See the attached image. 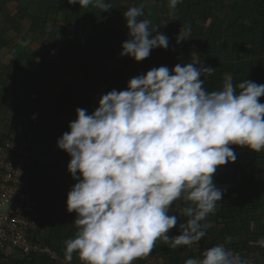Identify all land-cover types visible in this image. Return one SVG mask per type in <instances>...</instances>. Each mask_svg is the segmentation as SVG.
Instances as JSON below:
<instances>
[{"label": "clouds", "instance_id": "clouds-1", "mask_svg": "<svg viewBox=\"0 0 264 264\" xmlns=\"http://www.w3.org/2000/svg\"><path fill=\"white\" fill-rule=\"evenodd\" d=\"M67 2L99 12L111 9L106 0ZM180 2L169 0L170 14ZM143 8L123 13L128 39L119 55L137 62L169 46L159 25L141 19ZM188 36L185 26L176 43ZM213 71L198 62L178 63L171 70L154 67L130 79L125 90L103 95L91 114L75 110L76 119L56 142L70 157L67 171L77 181L66 195L77 231L65 241L64 264H71L74 254L81 264H133L147 258L157 240L177 248L196 245L206 235V218L224 195L214 173L236 160L230 145L264 151L259 100L264 84L244 80L234 86L229 77L221 90L209 92L201 77ZM178 200L185 222L169 214ZM177 226L179 234L170 236ZM257 243L264 247V238ZM184 264L251 262L219 243Z\"/></svg>", "mask_w": 264, "mask_h": 264}, {"label": "trees", "instance_id": "trees-1", "mask_svg": "<svg viewBox=\"0 0 264 264\" xmlns=\"http://www.w3.org/2000/svg\"><path fill=\"white\" fill-rule=\"evenodd\" d=\"M50 1H45L44 18L34 17L31 12L38 8L26 3L29 24L40 22L39 27L31 28L40 31L38 39L49 33L48 16L54 11ZM155 1L154 8H143L145 15L141 19H150L160 26V33L168 37L167 49L155 48L139 62L119 55L122 43L128 39L123 13L129 7L140 6L143 0H106L111 5L109 11L101 12L110 15L106 21L93 15L98 9L71 4L61 10L62 22L69 28L68 38L76 48L69 49L62 38L61 64H58L62 68L61 77L72 71L74 78L50 83L57 91L51 99L46 98L42 88L34 82H14L8 88L12 97L18 87L21 88L27 101H23L19 111L23 121L15 118L8 121L0 131V144L6 140L27 143L33 162L27 194L38 207V219L36 228L26 237L31 246L50 248L56 260L38 252H21L9 258H4L0 252V264H64L65 241L74 238L77 231L76 214L66 210V195L77 181L67 171L70 157L57 148L56 142L76 119L77 108L91 114L98 107L99 99L109 91L125 90L130 79L154 67L167 66L171 70L178 63L198 62L213 67L211 75L205 73L201 77L203 87L209 92L221 90L229 77L234 86L244 80L264 84V0H233L229 5L222 0H181L171 14L169 0ZM185 26L190 28V36L176 43L179 31ZM22 39H25L24 34L19 32L15 41L19 43ZM49 50L45 48L30 54L29 49L31 67L35 56L44 59ZM12 68L18 69L13 65ZM98 69H105L108 75L101 76ZM27 72L22 71L21 75L25 77ZM100 86L105 90L99 91ZM32 95L35 99H31ZM259 100L264 103V96ZM40 110L48 116L44 122L33 118ZM230 147L236 153V160L219 166L214 173V182L224 195L217 202L215 212L206 218L208 226L206 235L199 241L200 248L192 252L188 251V246L172 248L157 240L151 254L133 264H184L185 260L199 257L204 250L219 243H225L251 264H264V247L257 243L264 238V151L254 153L246 147ZM182 206V200L175 201L169 214L185 222L187 218L180 215ZM179 231L178 226L174 227L169 235H178ZM71 264H81L76 254Z\"/></svg>", "mask_w": 264, "mask_h": 264}, {"label": "crops", "instance_id": "crops-1", "mask_svg": "<svg viewBox=\"0 0 264 264\" xmlns=\"http://www.w3.org/2000/svg\"><path fill=\"white\" fill-rule=\"evenodd\" d=\"M46 0H0V131L5 129V125L12 118L17 121L24 117L19 113L23 106V101H27L26 95L22 89L18 87L15 97L9 94L8 88L12 87L15 83L34 82L43 92L46 94V98L51 99L52 94H57L56 89L50 87V83H56L60 81H71L75 74L70 71L65 73L61 77L60 68V52L61 45L60 40L64 38L65 44L69 49L74 50L76 47L71 44L72 40L68 38L69 28L65 27L62 22L63 13L61 10L70 6L67 0H49V5H53L54 11L48 16V28L49 33L44 35L42 39H38L41 34L40 31L31 28L35 25L39 27L40 22L35 21L33 24H29V18L26 14V3H31L36 6L38 10H34L31 14L34 17L44 18L46 10H44ZM229 5L233 0H222ZM144 7L154 8L156 6L155 0H143ZM31 6V5H30ZM79 7L78 4H75ZM186 6V5H185ZM30 11V9H29ZM100 13V15H99ZM84 14V13H81ZM98 14V15H96ZM99 16V19L106 21L110 18V15L103 14L99 11L93 14ZM27 19V20H26ZM41 20V19H40ZM43 20V19H42ZM71 20H69L70 22ZM30 30V32H28ZM24 34V38L19 43L17 40L18 33ZM40 34V35H39ZM43 35V33H42ZM45 48H50L46 57L39 58L35 56L34 66L31 67L30 54H34L36 51H42ZM29 49L32 51L29 52ZM36 52V53H37ZM60 63V64H58ZM16 66L18 69L12 68ZM59 68V74L53 73V69ZM22 71H29L26 76H22ZM72 75L70 77L69 75ZM32 95L31 99H35ZM45 101V100H44ZM46 102V101H45ZM26 110V109H24ZM41 112V113H40ZM34 113V118L37 117L38 121L44 122L48 116ZM45 115V116H44ZM21 119V121H23ZM56 175V173H53Z\"/></svg>", "mask_w": 264, "mask_h": 264}, {"label": "built area", "instance_id": "built-area-1", "mask_svg": "<svg viewBox=\"0 0 264 264\" xmlns=\"http://www.w3.org/2000/svg\"><path fill=\"white\" fill-rule=\"evenodd\" d=\"M32 165L27 143L6 140L0 144V252L4 258L38 252L56 260L50 248L31 246L26 237L38 219V207L27 194ZM199 248L198 242L187 249L196 252Z\"/></svg>", "mask_w": 264, "mask_h": 264}, {"label": "rangeland", "instance_id": "rangeland-1", "mask_svg": "<svg viewBox=\"0 0 264 264\" xmlns=\"http://www.w3.org/2000/svg\"><path fill=\"white\" fill-rule=\"evenodd\" d=\"M47 27L49 28V26H47ZM48 28H47V29H48ZM97 71H98V73H99L101 76H103V77H105V76L108 75V71H106L105 69H98ZM58 72H59V68L56 67L55 69H53V73H54V74H55V73H58ZM68 72H70V71H68ZM68 72H66V74H67ZM58 74H59V73H58ZM69 76L72 77L71 74H70ZM101 89L105 90L103 86H100V87L98 88L99 91H100Z\"/></svg>", "mask_w": 264, "mask_h": 264}]
</instances>
